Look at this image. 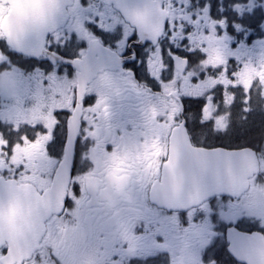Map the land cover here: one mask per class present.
Returning a JSON list of instances; mask_svg holds the SVG:
<instances>
[{
  "label": "snow or ice",
  "instance_id": "obj_1",
  "mask_svg": "<svg viewBox=\"0 0 264 264\" xmlns=\"http://www.w3.org/2000/svg\"><path fill=\"white\" fill-rule=\"evenodd\" d=\"M78 13L64 22L55 33L44 37L47 55L29 54L17 43L0 37V71L13 67L23 70L30 79L26 84L35 95L27 99L44 110L50 108L53 123L43 121L16 124L0 120V174L13 179H35L27 160H15L16 149L25 142H42L46 162L54 165L48 179L41 181L44 197L54 200L55 207L48 217V227L71 216L80 203L81 141L86 148L95 129L97 92L78 88L70 82L81 69L90 74L101 73L105 67H117L137 84H143L154 95L168 93L179 105L171 118L170 133L183 131L189 143L202 134L204 140H247L245 145L255 152L264 150V82L261 79L245 83L241 69L260 59L264 62V0H160L170 16L163 20L162 30L153 38H143L136 28L141 0H77ZM227 37L231 51L224 60L214 59L207 44L195 46L198 35ZM259 39L253 41V36ZM27 57L22 64L16 63ZM118 60V63L116 61ZM89 65L94 66L90 67ZM264 77V74H262ZM70 97V99H68ZM22 101L11 95L0 96V109L20 106ZM122 110V106L118 105ZM259 113V131L249 117ZM123 114V113H122ZM164 118H161L163 122ZM78 131L72 135L73 122ZM259 134V140L254 137ZM252 138V139H250ZM72 145V162L63 172L66 150ZM206 151L215 147L194 144ZM226 152L240 148L219 149ZM215 235L203 248L201 264H222L221 252L216 248L217 222L225 223L217 215L218 206L209 203ZM222 208V206H219ZM231 212V210H229ZM186 216L185 229L196 227L205 219L203 211ZM225 213L221 210L220 216ZM85 222L87 216H84ZM239 217L225 224L231 226ZM252 236L238 228L229 227L232 235ZM264 234V232H260ZM61 264L55 251L43 249L37 242L29 254L17 259L10 246L0 243V264Z\"/></svg>",
  "mask_w": 264,
  "mask_h": 264
},
{
  "label": "flooded vegetation",
  "instance_id": "obj_2",
  "mask_svg": "<svg viewBox=\"0 0 264 264\" xmlns=\"http://www.w3.org/2000/svg\"><path fill=\"white\" fill-rule=\"evenodd\" d=\"M8 8V5L0 3V22ZM65 9L68 20L78 13L77 0ZM161 9L166 17L170 16L167 8ZM0 37H3L1 30ZM258 39L254 35L248 43ZM200 42L207 44L205 50L210 51L214 59L222 61L231 51L227 37H215L214 34L205 37L201 34L196 37L195 46ZM47 54L43 46L39 55ZM25 59L27 57H22L16 63L22 64ZM89 66L94 69V66ZM245 68L250 82L261 79L264 62L257 59L242 69ZM79 77L82 80L89 78L81 88L96 91L98 101L102 98L103 104L97 106L95 129L86 148L81 141L80 203L71 216L50 228V215L45 219L38 241L43 249L55 251L61 264H201L203 248L215 235L210 219L211 202L218 206L217 215L225 223L245 218L231 226L221 222L216 224V248L221 252L222 264H241L229 253L226 235L229 227H233L245 233H259L264 238L260 233L264 232V152H255L259 171L249 179L248 189L239 197L214 195L183 209L175 208V205L160 207L152 202L151 190L161 181L163 164L168 159L171 118L179 111L178 103L173 102L168 93L161 96L152 94L145 85L132 81L117 67H105L103 72L94 74L81 69L80 75L70 82L78 88ZM30 79L34 77L30 78L19 68L0 71V96L11 95L22 101L20 106L0 109V120L16 124L53 123L50 108L46 111L27 99L35 95L26 87ZM257 115L259 113L252 117ZM255 125L254 131L258 132L259 123ZM254 138L259 140L260 136ZM239 141L248 143L244 139ZM225 143L230 144L228 140H204L198 133L191 144L237 148L225 147ZM14 159L27 160L36 177L30 180L15 178L17 183L28 184L42 193L41 181L48 179L47 173L55 167L46 162L42 142H25L16 149ZM0 176L12 178L7 174ZM181 210H187L191 215L203 211L205 219L196 227L185 229L187 218ZM221 210L225 213L223 216H220ZM26 264L30 262L26 261ZM45 264L51 262L46 259Z\"/></svg>",
  "mask_w": 264,
  "mask_h": 264
},
{
  "label": "water",
  "instance_id": "obj_3",
  "mask_svg": "<svg viewBox=\"0 0 264 264\" xmlns=\"http://www.w3.org/2000/svg\"><path fill=\"white\" fill-rule=\"evenodd\" d=\"M73 0H0L9 8L0 22V30L11 46L19 43L29 54L43 52L44 37L61 27L67 19L66 9ZM135 25L143 38H153L162 30L166 18L159 0H141ZM80 88L89 81L78 78ZM78 123L72 124L75 136ZM206 151L188 142L182 130L169 136L168 159L163 164L161 181L151 190V200L160 207L183 209L214 195L239 197L247 190L249 179L258 172V162L249 147L226 152L217 147ZM236 149V148H234ZM63 172L72 160V145L66 150ZM54 200L46 198L28 184L0 176V243L10 246L21 259L39 241L43 222L52 213ZM228 241V232L226 235ZM229 247V245H228ZM229 252L241 264H264V238L232 235Z\"/></svg>",
  "mask_w": 264,
  "mask_h": 264
},
{
  "label": "rangeland",
  "instance_id": "obj_4",
  "mask_svg": "<svg viewBox=\"0 0 264 264\" xmlns=\"http://www.w3.org/2000/svg\"><path fill=\"white\" fill-rule=\"evenodd\" d=\"M256 67L258 68L259 67V65H256ZM262 74H264V72H262ZM241 76H242V78L244 79V81H245V83H250V78H248L247 79V71H246V68L245 69H241ZM264 77H262L261 78V82H264L262 79H263ZM250 119V121H253L255 124H258L259 123V121H260V114L259 115H257V116H255V117H252V116H250L249 117ZM257 136H259V134H257ZM250 139H252V138H250ZM228 142H231V141H229L228 140ZM237 144H243V142L242 141H238V143ZM231 147H233V145L231 146ZM238 148V147H237ZM263 152H264V150H262ZM2 167H4L3 166V162L2 161H0V168H2Z\"/></svg>",
  "mask_w": 264,
  "mask_h": 264
},
{
  "label": "trees",
  "instance_id": "obj_5",
  "mask_svg": "<svg viewBox=\"0 0 264 264\" xmlns=\"http://www.w3.org/2000/svg\"><path fill=\"white\" fill-rule=\"evenodd\" d=\"M257 132V131H256ZM257 136V135H256ZM255 136V137H256ZM238 142H232V144H231V142H230V144L229 143H225L224 144V146L225 147H231L232 145H233V147H242V146H245L247 143H244L243 142V144H237Z\"/></svg>",
  "mask_w": 264,
  "mask_h": 264
}]
</instances>
